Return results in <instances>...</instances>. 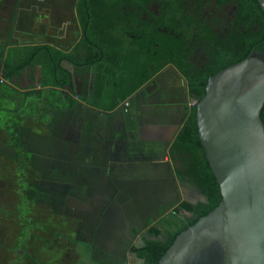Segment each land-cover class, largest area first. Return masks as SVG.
<instances>
[{"label":"crops","instance_id":"1","mask_svg":"<svg viewBox=\"0 0 264 264\" xmlns=\"http://www.w3.org/2000/svg\"><path fill=\"white\" fill-rule=\"evenodd\" d=\"M75 1L17 0L14 8H18L22 16L25 14L24 18L38 19L36 25L47 26L51 34L46 35L55 41L67 42L72 38L71 25L76 23ZM75 25L78 38L77 23ZM51 46L68 52L73 45L65 49ZM34 70L37 82L38 69ZM166 70L175 71L166 66L152 78ZM19 76L22 72L17 78ZM173 76L171 72L167 73L168 80ZM87 79H91V74ZM76 81L80 95L81 78L77 76ZM170 89L167 88L168 92ZM52 91L61 96V103L50 102L47 96L26 104L30 112L20 113L24 114L21 119L17 108L14 117L17 121L15 132L23 145L21 150L29 157L28 165L39 173V181L34 179L33 184L25 186L20 170L13 172L11 181L5 179L3 158L10 159L12 168L15 153L7 148L3 138L4 144L0 142L1 187L8 180L18 199L33 203L28 207L30 219L24 215V205L18 215L19 229L25 227L27 234L25 241L36 244L28 250L29 264H87L83 258L87 246L123 261L130 246H141V232L147 221L154 222L159 218L166 187L177 185L167 148L180 127L183 106L178 107L176 118L175 105L160 108L156 105L157 101L170 104L171 99H160L155 95L148 98L147 94L136 100L134 94L141 91L137 90L132 101L127 99L135 118L136 133H133L128 132L123 123L124 102L111 111L87 106L90 86L85 100H78L72 109H67L60 90ZM170 107L174 109L173 113H168ZM153 111L166 113L162 116ZM7 117L2 111L3 130ZM25 118L27 121H23ZM171 196L175 203L174 195ZM6 198L0 194V210ZM5 216L0 211V218ZM132 232H135L134 237ZM46 245H51L55 252L53 256L46 253L47 258H43ZM23 247L27 249V245Z\"/></svg>","mask_w":264,"mask_h":264},{"label":"trees","instance_id":"2","mask_svg":"<svg viewBox=\"0 0 264 264\" xmlns=\"http://www.w3.org/2000/svg\"><path fill=\"white\" fill-rule=\"evenodd\" d=\"M143 1L148 0H76L74 14L78 38L72 48L63 52L44 43L0 46V85L9 88L23 70L38 69V89L21 91L19 94L22 107L30 102L42 100L47 92L57 89L60 90L65 107L72 109L78 100H85L84 89L87 82H90L91 93L85 104L102 111H111L117 104L127 101L164 65L171 64L175 68L183 78L189 105L182 108L181 124L167 148V157L176 183L192 186L205 197L206 203L196 202L192 205L181 201L174 204L170 212L161 211L156 221H147L141 235V246H130L127 251L139 261L138 264H156L176 235L206 215L219 202L218 187L197 139L194 102L203 95L209 76L241 61L254 50L264 49V16L255 0H234L240 5L246 23V30L242 34L243 47L238 50L237 57H234V52L230 49L227 59L217 63L211 71L189 74L179 67L175 58L168 57L167 52L163 53V58L157 56L160 59L152 56V52L157 55L154 47L160 43V34L154 29L145 30L146 24L139 21L136 12L130 16L131 20L125 21L126 18H123L121 13L116 16L112 9L119 3L129 2L137 5ZM254 22H258L256 33L247 28ZM147 63H151L153 67H145ZM89 74L91 79H87ZM77 76L82 81L83 90L80 95L76 93L73 83ZM127 103L123 108V123L128 132L136 133L131 102ZM17 108L8 113L15 117ZM259 118L264 125V104ZM16 122L14 121L9 129L14 128ZM6 136L7 144L15 152V170L21 171L25 186L33 184L32 172H27L26 175L23 170L26 168L28 156L21 150L23 145L19 137L14 131L8 132ZM177 162L179 166H176ZM166 210H170V207ZM134 235L135 232H132V236ZM84 254L83 258L87 260V264H125L124 261L102 254L91 246H87Z\"/></svg>","mask_w":264,"mask_h":264},{"label":"water","instance_id":"3","mask_svg":"<svg viewBox=\"0 0 264 264\" xmlns=\"http://www.w3.org/2000/svg\"><path fill=\"white\" fill-rule=\"evenodd\" d=\"M255 2L264 16V0ZM263 104L264 49L206 79L194 121L220 199L156 264H264ZM188 195L184 202L206 203L196 191Z\"/></svg>","mask_w":264,"mask_h":264},{"label":"rangeland","instance_id":"4","mask_svg":"<svg viewBox=\"0 0 264 264\" xmlns=\"http://www.w3.org/2000/svg\"><path fill=\"white\" fill-rule=\"evenodd\" d=\"M17 0H0V46L7 45L15 46L19 44H27V43H44L53 45L59 49H65L67 47H70L74 45V42L77 38V32H76V23H72L71 30H72V38L70 41L67 42H57L55 41V38H51L48 34L50 33V29L45 25H36V21L38 19H30L27 17H23L25 14L20 13V10L17 8L15 9ZM35 24V25H32ZM48 30V31H47ZM47 31V32H46ZM9 34V35H7ZM6 46V47H7ZM172 73L174 78L171 80L167 79V73ZM23 80L22 78H26ZM166 85L171 88L168 92ZM12 86V87H11ZM34 90L38 89V86L36 84V72L35 70H23L22 76L18 78V81L12 82L10 84L9 88H5L3 85H0V114L2 111L8 116L5 120L6 125L4 126L5 130L1 127L2 122L0 121V142L1 144H4L2 142V138L4 141L8 139L7 133L10 131H16V128L12 127L10 128V125L16 119L14 116L12 117L10 110L16 109L19 104L20 100V92L25 90ZM90 89V83L87 82L85 86V97H87V94ZM83 89H81L82 91ZM141 91L138 93H135V99L142 97L143 95L148 94V98L151 95H155L159 97L160 99H171L172 102H168L170 104H163L164 101H157V106L162 107L163 105H175L176 106V118H178V107H182L184 105H189V100L186 96L185 90H184V83L181 80V78L175 73L173 70H166L165 72H160L158 75H156L154 78H152L150 81L145 83L141 88ZM167 90V91H166ZM55 92V91H54ZM49 96L50 102L55 103H61L62 99L61 96L58 94H53V91L45 95V97ZM169 107V106H168ZM154 108L153 110H155ZM5 110V111H4ZM168 113H173V108L167 109ZM30 109L28 106L19 108L17 115L20 113H27L29 114ZM145 111L140 113L143 115ZM153 113L160 115L161 112L153 111ZM166 113V112H165ZM165 113H162L161 115H165ZM24 114L19 115V119L23 117ZM156 117V116H155ZM18 119V120H19ZM22 121V120H21ZM23 121H27V118H25ZM22 126H26L24 123H21ZM8 125V126H7ZM6 126L8 127L6 129ZM7 148L9 149V145L7 144ZM15 153V152H14ZM12 154V153H11ZM5 156V155H4ZM9 156V155H8ZM29 158V157H28ZM3 161L6 162L5 168H3V173L5 175V179H9L11 181V177H13L12 171L16 169L15 166H12L11 168V162L8 157L5 156L3 158ZM25 174L28 175L27 172H32L31 179H36L39 181V173L35 170H32V168L26 163ZM9 181L6 180V183L3 184L1 187L0 185V194L5 195L7 197L2 204L3 208H1L0 211L4 212L6 215L5 218H0V264H29V251L30 246L34 247L36 244L30 241H25V238H27V234L25 233V227H22L21 229L19 226V212L21 213L23 211L22 206H26V210L24 212V215L28 219L32 217L31 213L29 212L28 207L33 206V203L30 202V200H24L23 202L16 197L14 194L13 187L8 184ZM38 183V182H37ZM165 191V201L164 206L159 212V215L161 211L168 212L166 210L170 207L172 209V206L176 203H179L181 201H190V199L187 200L186 195L189 197L188 193L192 192V188L184 185H175V188L171 186H167ZM171 194L174 195L176 202L173 203V197ZM190 198V197H189ZM21 201V203H20ZM16 202V203H15ZM18 210V211H17ZM156 221V220H155ZM31 227V226H30ZM144 230V229H143ZM143 230L141 234L143 233ZM134 237V236H133ZM47 239V237H46ZM139 241V240H138ZM27 243V244H26ZM44 244V242H43ZM23 245H27V249L23 247ZM139 246L135 244V247ZM45 254L43 255L45 258L46 253L48 255L52 254L54 255L53 249H51V245H46L44 248ZM24 255V256H23ZM127 257L131 259H127ZM26 258V260H25ZM47 258V257H46ZM125 264H138L139 261L132 257V254L129 255L127 251V256L122 259Z\"/></svg>","mask_w":264,"mask_h":264},{"label":"flooded vegetation","instance_id":"5","mask_svg":"<svg viewBox=\"0 0 264 264\" xmlns=\"http://www.w3.org/2000/svg\"><path fill=\"white\" fill-rule=\"evenodd\" d=\"M112 9L116 16L121 13L126 18L125 21L131 20L130 16L136 12L139 21L146 24L145 30L154 29L162 35H158L160 43L154 47L157 55L152 52V56L160 59L167 52L168 57L175 58L179 67L189 74L207 73L217 63L227 59L230 49L234 52V57H237L238 50L243 47L241 42L246 23L240 5L234 0H148L137 5L123 2ZM247 28L256 33L258 22L250 23ZM166 66L175 69L171 64H166L160 70ZM145 67L153 66L147 63ZM181 79L183 80L182 77ZM73 83L77 93L76 78ZM132 98L133 95L128 100L132 101ZM127 102L124 101L128 105ZM12 164L14 166V162ZM178 164L177 162L176 166ZM14 171L15 169L12 174ZM183 175L186 176L185 173ZM185 185L196 191L192 186ZM186 198L191 202L187 195ZM196 202L198 201L193 204ZM170 211L171 209L168 210Z\"/></svg>","mask_w":264,"mask_h":264},{"label":"built area","instance_id":"6","mask_svg":"<svg viewBox=\"0 0 264 264\" xmlns=\"http://www.w3.org/2000/svg\"><path fill=\"white\" fill-rule=\"evenodd\" d=\"M126 105H127L126 103H123V107H126Z\"/></svg>","mask_w":264,"mask_h":264}]
</instances>
